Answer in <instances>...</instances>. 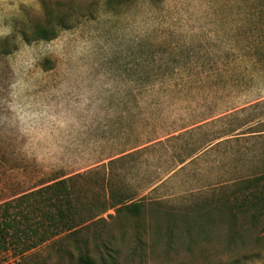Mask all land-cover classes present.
I'll use <instances>...</instances> for the list:
<instances>
[{"label":"rangeland","instance_id":"374dc122","mask_svg":"<svg viewBox=\"0 0 264 264\" xmlns=\"http://www.w3.org/2000/svg\"><path fill=\"white\" fill-rule=\"evenodd\" d=\"M38 18L73 27L5 42ZM263 175L264 0H0V203L65 180L96 259L264 264V216L226 207Z\"/></svg>","mask_w":264,"mask_h":264},{"label":"trees","instance_id":"16d2710c","mask_svg":"<svg viewBox=\"0 0 264 264\" xmlns=\"http://www.w3.org/2000/svg\"><path fill=\"white\" fill-rule=\"evenodd\" d=\"M38 18L35 21L16 19L11 24V35L5 37L14 47L16 39L24 43L49 41L61 30L73 26L56 28L51 21ZM57 19L62 23L60 16ZM14 49V48H13ZM10 53V50H8ZM264 175L241 182L232 198L227 200V210L235 220L239 214L246 215L251 226H257L264 216ZM128 212L137 214L139 205L133 202H119ZM71 191L65 180H60L28 194L0 203V255L11 252L19 259L16 264H47L48 258L39 261L33 251L48 241L55 245L65 238L76 244V257L73 264H117L118 251L103 242V252L96 259L88 250L87 240L81 237L82 228L78 219ZM264 231V224L261 228ZM55 254L62 256L65 249L58 248ZM221 264V263H220ZM223 264V263H222ZM229 264V263H224Z\"/></svg>","mask_w":264,"mask_h":264}]
</instances>
